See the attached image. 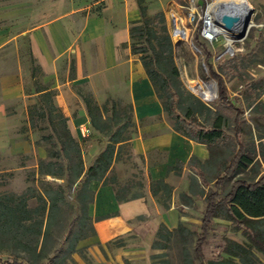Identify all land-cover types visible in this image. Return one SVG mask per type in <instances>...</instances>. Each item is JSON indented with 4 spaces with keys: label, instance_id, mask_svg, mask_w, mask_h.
Returning <instances> with one entry per match:
<instances>
[{
    "label": "rangeland",
    "instance_id": "374dc122",
    "mask_svg": "<svg viewBox=\"0 0 264 264\" xmlns=\"http://www.w3.org/2000/svg\"><path fill=\"white\" fill-rule=\"evenodd\" d=\"M246 1L254 9L251 21L255 24L246 38L237 39L230 46L231 51H227L229 46L223 35H220L219 41L214 45L205 44L213 53L210 62L223 74L230 100L235 107L238 106L244 111L242 124L245 132L242 138L252 159L251 164L243 165L235 178L225 184L223 196L235 179L241 178L253 183L264 176V105L258 104H264V95L257 102H253L255 93L251 90L252 83L263 82L264 85V26L260 27L264 25V5H261L260 0ZM140 2L146 7L149 15L162 11L165 13L166 25L174 44V63L179 69L176 83L180 88L181 97L186 99L188 106L192 108L190 120L209 127L212 114L218 113L225 118L224 139L208 146L211 153L209 160L201 161L196 158L192 166L189 161L188 164L177 166L174 171L169 172L166 183L170 184L171 189L169 192L161 190L158 195L152 194V182L146 175L144 158L135 156L130 144L126 145L120 151V159L111 170L109 178L116 177L115 188L121 193L127 192L130 197L143 195L149 206V214L129 221L131 229L125 234L110 240H96L93 219L88 214V194L85 193L86 196L81 198L75 186L66 182L65 177L44 175L45 169H39L40 159L51 161L47 157L48 152L58 148L56 143L51 144V141L43 139V136L52 135L50 120L57 121L61 111L54 101V90L36 96L35 102L29 105L33 107L30 109V116L29 113L27 115L29 118L25 120L24 116L20 115L21 126L18 131L23 133L31 130L34 144L44 157L38 158L37 162L30 157L20 160L0 157V205H15L12 197L20 202L26 200L29 209L34 212L30 213L32 217L24 226L32 228L33 232L23 235L20 241H15L10 233L0 229V263L13 262L16 259L29 264H199L194 254V246L201 231L207 197L215 189L216 178L223 174L237 150L233 133L235 113L229 107L221 105L217 95V81L205 64L206 53H199L193 46V43H198L195 39V26L188 21L190 11L187 9V0H137L138 9ZM174 11L180 14L182 19L179 23L183 30L189 31L188 36L178 37L174 34L170 20V14ZM6 22L0 18V25ZM16 45H21L20 50L15 51L11 44L0 50V75L14 67L19 52L23 55L26 52L27 44L24 38L18 39ZM221 54V59H217ZM22 61V66L25 67V60ZM35 73L37 78L34 81V89L45 88L41 69ZM213 83L214 90L210 87ZM26 84L28 92H31L29 79ZM200 85L214 96L213 100H206L200 95ZM81 89L85 95L89 93L88 88L83 86ZM103 99L109 109L112 107V101H116L119 104L118 110L125 115L124 109L129 104L125 97L115 99L107 94ZM183 108L186 113V108ZM42 112L46 115L45 118H42ZM166 116L173 124L167 113ZM134 124L135 128H129L127 131L131 133V138L137 131V125L135 122ZM21 166L25 168L22 169ZM197 170L204 172L206 183L200 179ZM48 184L52 188L55 187L58 194H64V199L57 198L59 209L54 212L49 233L46 234L47 212L44 217L41 212L36 214L35 211L40 207H49V203L46 204L42 200ZM164 202L168 208L164 207ZM42 219L45 220L43 234L38 236L35 233L38 227L35 225ZM211 225L208 240L203 248L208 261L230 259L232 264H241L238 258L225 251L229 242L235 241L247 245L264 264V252L257 246L254 247L244 229L228 216L223 206L219 208ZM263 226L264 223L261 227ZM58 248L61 249L60 252L55 255L54 261L50 262L48 258L53 256Z\"/></svg>",
    "mask_w": 264,
    "mask_h": 264
},
{
    "label": "crops",
    "instance_id": "0c3cea01",
    "mask_svg": "<svg viewBox=\"0 0 264 264\" xmlns=\"http://www.w3.org/2000/svg\"><path fill=\"white\" fill-rule=\"evenodd\" d=\"M0 18L7 21L0 25V50L9 44L20 50L21 45H16L20 38L27 44L24 55H16L14 67L0 75L1 158L30 157L37 162L44 157L31 130L19 133V121L20 115L29 118V105L36 96L54 90L57 107L82 145L85 167L90 166L108 142L92 128L79 93L84 86L100 106L107 94L115 99L125 97L132 105L137 131L130 146L135 156L144 158L150 182L166 183L169 172L189 161L191 165L193 158L210 159L206 144L175 130L139 56L132 54L130 26L141 18L137 0H0ZM35 66L44 74L46 89L33 87ZM89 189L92 198L87 208L96 240L125 234L131 229L129 221L149 214L146 198L120 202L115 187L99 181L91 182Z\"/></svg>",
    "mask_w": 264,
    "mask_h": 264
},
{
    "label": "trees",
    "instance_id": "16d2710c",
    "mask_svg": "<svg viewBox=\"0 0 264 264\" xmlns=\"http://www.w3.org/2000/svg\"><path fill=\"white\" fill-rule=\"evenodd\" d=\"M139 12H141V18L131 23L130 26L131 51L133 55L139 56L149 80L153 83L157 97L162 102L164 112L173 120L175 130L190 140L204 143L207 146L224 139L225 118L218 113L212 114L210 119L211 126L209 127L196 122L194 123L190 120V114L193 112L192 108L188 106L189 102L181 97L180 88L178 87V83H176L179 78V69L174 63V44L173 40H171L168 26L166 25L165 13L162 11L155 15H149L146 12V7L141 2L139 4ZM195 39L206 53L205 64L209 67L211 76L217 81V95L219 96L221 105L229 107L235 113L233 133L237 150L235 156L226 166L223 174L216 178L215 189L207 197L206 212L202 220L201 231L196 239L194 254L199 264H232L230 259L213 262L208 261L203 252L204 245L208 240L207 236L212 226V220L218 214L219 208L223 206L228 216L244 229L247 238H249V241L254 247L257 246L259 250L264 252V226L261 227L264 223V176L256 179L253 183L241 178L235 179L231 188L224 196L222 195L225 184L235 178L239 169L243 165L252 163V159L249 152H247V147L242 138L245 132L244 125L242 124L244 111L238 106L235 107L230 100L223 74L218 72L210 62L213 53L203 42L199 41L198 32L195 35ZM38 69L39 67L35 66L34 76H36L35 71ZM262 84L263 82L252 83L251 90L255 93L253 102H257L264 95V85ZM79 93L82 100H84L92 128H95L99 134L103 135L108 144L96 156L94 162L86 168L82 145L73 137L71 130L68 128L67 117L60 114L61 116L57 121L50 120L53 130L52 135L43 136V139L51 141V144L56 143L58 148H53L52 151L48 152L47 157L51 161L46 162L44 159H40L39 169H45L43 172L44 175H59L65 177L66 182H71L75 186L76 192L81 195V198L82 196L85 197V193H87L90 202L92 192L89 189V184L91 182L99 181L103 185L116 186V177L109 178L111 174L110 169L115 161H119L120 151L126 145L130 144V140L132 139L131 133H127V131L129 128H135V124L131 104L126 106L124 109L125 115H122L118 110L119 104L116 101H112V107L109 109L107 103L100 106L91 93L87 95L83 92ZM258 104L260 106L264 105L261 102ZM194 106L192 105V107ZM183 107L186 108V113H184ZM30 109H33V107H29L28 109L29 116L31 114ZM41 116L42 118L46 117L44 112L41 113ZM194 161H196V158H193L191 161V166ZM197 174L206 183L204 172L197 170ZM151 184L153 195H158L161 190L169 192L171 189L170 184L165 183L163 180H153ZM81 190L82 192H80ZM126 193H121V191L116 189L117 199L120 202H125L143 197V195L130 197ZM58 197L63 200L64 194H58V190L48 184L45 192H43L42 200L46 204L48 202L49 207L47 209L46 206L40 207L38 211H35L36 214L41 212L43 216L47 212L46 234L49 233L54 212L59 209L57 205ZM11 200L15 205H12V203L0 205V229L10 233L15 241H20L23 235L33 232L32 228L25 227L24 224L31 219L32 216H30V213L34 211L29 209L26 200L20 202L16 201L14 197ZM163 205L165 208H168L166 202ZM44 224L45 220L42 219L35 225L38 227L37 231H35L38 236L43 234ZM60 250V248L56 249L53 256L48 258V260L53 262L55 255ZM225 251L238 258L241 264H263L257 254L243 243L239 244L231 241ZM0 264L29 263L15 259L13 262L1 261Z\"/></svg>",
    "mask_w": 264,
    "mask_h": 264
},
{
    "label": "built area",
    "instance_id": "2783aa9c",
    "mask_svg": "<svg viewBox=\"0 0 264 264\" xmlns=\"http://www.w3.org/2000/svg\"><path fill=\"white\" fill-rule=\"evenodd\" d=\"M203 1V5H200L199 2ZM217 0H187V9L190 11L188 15V21L190 24L195 26L196 33L199 34V39L204 44L214 45L219 41L221 33H218L216 30V24L214 22V10L212 7ZM181 34L182 37L185 36L184 30L176 29V31ZM174 34L176 35L175 31ZM194 48L202 53L203 49L199 44L193 43ZM227 51H230L227 49ZM221 56H218L217 59H221ZM204 94L205 92L202 91ZM201 92V93H202ZM205 96V95H204ZM206 98V96L204 97ZM85 134H88V130H84Z\"/></svg>",
    "mask_w": 264,
    "mask_h": 264
},
{
    "label": "bare ground",
    "instance_id": "6f19581e",
    "mask_svg": "<svg viewBox=\"0 0 264 264\" xmlns=\"http://www.w3.org/2000/svg\"><path fill=\"white\" fill-rule=\"evenodd\" d=\"M245 2V3H244ZM224 5V6H222ZM244 5L248 6L249 3H247L246 0H217L214 3V6L212 7V10H214V22L216 24V30L218 33H221L223 35V37L226 39V44L229 46V50L231 51L230 46L235 43V41L239 38H237L234 34L230 33L229 31L225 30L221 25L217 24V20H216V15L219 14L221 11L226 10L229 12H235L238 14H243L245 9H244ZM181 16L178 12H172L170 14V20L172 22L173 25V30L176 33V36L178 37H182L181 34L178 32V30L176 31V29H180L183 30L181 25H180V20H181ZM185 32V36H188L189 31L186 29L184 30ZM199 89H201V91L205 92V96H206V100H213L214 96L211 95V93L207 90L204 89L203 85L198 86ZM211 89L214 90L215 88V84H211Z\"/></svg>",
    "mask_w": 264,
    "mask_h": 264
},
{
    "label": "water",
    "instance_id": "95a60500",
    "mask_svg": "<svg viewBox=\"0 0 264 264\" xmlns=\"http://www.w3.org/2000/svg\"><path fill=\"white\" fill-rule=\"evenodd\" d=\"M199 4L203 5V1H200ZM244 9L245 11L243 14L223 10L216 15L217 24L234 34L237 38H239V40L245 39L250 29L255 26V24L251 21L254 9H252L249 5H244ZM263 26L264 25H260V27ZM200 95L205 97L203 92L200 93Z\"/></svg>",
    "mask_w": 264,
    "mask_h": 264
}]
</instances>
